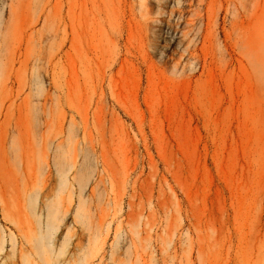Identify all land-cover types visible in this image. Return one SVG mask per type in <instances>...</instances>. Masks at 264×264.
Returning a JSON list of instances; mask_svg holds the SVG:
<instances>
[{"label": "rangeland", "instance_id": "374dc122", "mask_svg": "<svg viewBox=\"0 0 264 264\" xmlns=\"http://www.w3.org/2000/svg\"><path fill=\"white\" fill-rule=\"evenodd\" d=\"M0 187L4 258L48 191L72 263L264 255V0H0Z\"/></svg>", "mask_w": 264, "mask_h": 264}, {"label": "bare ground", "instance_id": "6f19581e", "mask_svg": "<svg viewBox=\"0 0 264 264\" xmlns=\"http://www.w3.org/2000/svg\"><path fill=\"white\" fill-rule=\"evenodd\" d=\"M71 167L65 168L63 167L59 174V187L58 192L63 191L65 189V186L67 185V174ZM91 175V169L90 165L87 164L84 170L82 171L80 175V179L78 181V187L80 192L83 191L85 185L89 181V177ZM43 199L45 200L44 208L46 211V214L43 215V219H41V215L36 216L35 223L36 226L30 228L31 235L28 236V234L24 231H22L21 227L17 224V229L21 232L22 239L20 241V247L17 246V238L10 236V250L11 252L7 255V257L2 256V252L4 250V239H3V231L0 232V261L4 259V261L1 264H90L88 255H77V257L74 259L73 263L71 260L66 259V254L69 251V236L66 233L63 234L62 237H59L57 240L55 237H53L60 227V216H61V209L60 204L56 201L50 202L51 199V193L43 192L41 194ZM37 199L38 194L36 193L32 198H30L29 204H30V211L33 215L36 214V208H37ZM80 197L78 204L76 206V209L74 211V217L76 219H84L85 217V200ZM6 205L4 199H3V192L0 187V209L4 210V206ZM84 221V220H82ZM12 223V222H10ZM176 229V228H175ZM174 230V229H172ZM174 232V231H173ZM176 233V232H175ZM173 233V234H175ZM173 234L171 231L165 233V238L161 239L159 250L161 252L160 259L154 258V261L156 264H192L194 262L198 264H204L206 262V258L208 257V254L211 249L216 250L215 257H219L221 255V249L225 248V244H227V240H224L222 244V241L219 243L216 237L210 236V240L196 244H191L190 247V254L189 258H185L181 252L179 247V241L181 239L173 238ZM212 237L214 239H212ZM212 240V241H211ZM222 240V239H221ZM231 240V239H230ZM211 241V242H210ZM227 241V242H225ZM232 241V240H231ZM229 242L230 245H228V250H230L232 253H234L232 250L239 247H232V242ZM238 244H236L237 246ZM133 246V245H131ZM141 246V245H140ZM234 246V245H233ZM82 248H84V245L81 243H76L73 245V249L77 252H81ZM119 248V243L115 242L112 243L111 249L112 251L116 252ZM141 248L145 249V246H141ZM154 249L157 248V246H153ZM242 249V248H240ZM239 250V249H238ZM237 250V251H238ZM227 251V250H225ZM227 251L223 260L224 262L222 264H233L237 261L239 264H264V255H258L256 258H254L255 253L250 257L247 258L245 255L247 251H242L241 255H237L236 257H233V259L237 258V260H233L231 262L232 257H229V252ZM263 251V250H261ZM250 252V251H249ZM229 253V254H228ZM231 253V255H232ZM245 253V254H244ZM257 253V252H256ZM90 255V254H89ZM234 255V254H233ZM2 256V258H1ZM235 256V255H234ZM242 256V257H239ZM75 257L74 254H72V259ZM89 257V258H88ZM130 258L126 256L125 258H120L118 256H114V254L110 255L109 261L110 264H130ZM137 264H147L144 259L137 260ZM100 262L102 264L105 263V257H102L100 259ZM236 264V263H235Z\"/></svg>", "mask_w": 264, "mask_h": 264}]
</instances>
